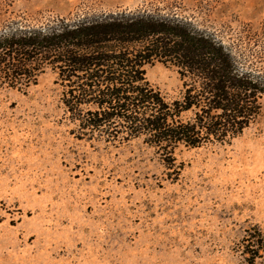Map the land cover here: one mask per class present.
Returning <instances> with one entry per match:
<instances>
[{
    "label": "rangeland",
    "instance_id": "1",
    "mask_svg": "<svg viewBox=\"0 0 264 264\" xmlns=\"http://www.w3.org/2000/svg\"><path fill=\"white\" fill-rule=\"evenodd\" d=\"M121 10L185 18L264 74V0H0V27ZM146 77L179 96L173 67ZM60 91L51 71L0 85V264H264L243 252L249 233L264 239V95L238 137L179 146L167 167L141 138L76 139Z\"/></svg>",
    "mask_w": 264,
    "mask_h": 264
},
{
    "label": "trees",
    "instance_id": "2",
    "mask_svg": "<svg viewBox=\"0 0 264 264\" xmlns=\"http://www.w3.org/2000/svg\"><path fill=\"white\" fill-rule=\"evenodd\" d=\"M155 63L181 82L168 100L146 77ZM51 71L76 139L120 146L141 138L165 165L179 146L228 143L260 115L264 74L191 21L154 11L60 17L40 26L7 19L0 27V85L26 90ZM251 263L261 234L243 238Z\"/></svg>",
    "mask_w": 264,
    "mask_h": 264
}]
</instances>
